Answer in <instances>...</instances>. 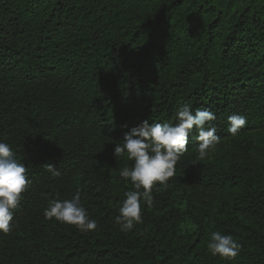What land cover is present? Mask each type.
Wrapping results in <instances>:
<instances>
[{"label": "trees", "instance_id": "16d2710c", "mask_svg": "<svg viewBox=\"0 0 264 264\" xmlns=\"http://www.w3.org/2000/svg\"><path fill=\"white\" fill-rule=\"evenodd\" d=\"M183 104L211 109L221 142L199 160L193 129L121 232L132 162L115 144ZM234 113L248 121L236 137ZM0 140L31 180L0 264H264V0H0ZM77 191L93 232L44 217L48 198ZM212 231L242 244L235 259L211 255Z\"/></svg>", "mask_w": 264, "mask_h": 264}, {"label": "clouds", "instance_id": "9594fccd", "mask_svg": "<svg viewBox=\"0 0 264 264\" xmlns=\"http://www.w3.org/2000/svg\"><path fill=\"white\" fill-rule=\"evenodd\" d=\"M214 120L216 115L211 109H193L191 104H183L177 110L174 122L152 120L149 123L145 119L124 132L113 152L116 158L126 153L127 159L132 162L131 167H123L119 171V176L132 185L119 201L115 216V223L121 232L132 231L143 222V206L153 205L155 185H166L176 174L177 162L188 150L193 129L196 130L197 159L204 160L212 154L221 142L216 126L212 124ZM227 121V132L232 137H236L248 123L247 117L238 113L229 115ZM45 168L53 177L60 176L53 164L47 163ZM30 184L25 164L16 158L9 143L0 140V232L8 234L14 228L15 210ZM44 217L75 226L82 233L93 232L98 227L97 221L90 217L81 203L79 191L70 199L48 198ZM241 249L242 244L230 232L210 233L207 250L212 256L230 261L239 255Z\"/></svg>", "mask_w": 264, "mask_h": 264}]
</instances>
